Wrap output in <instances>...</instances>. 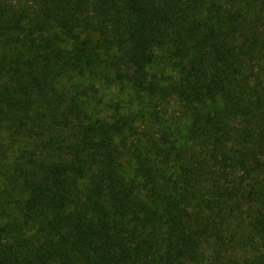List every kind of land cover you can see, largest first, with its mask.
Wrapping results in <instances>:
<instances>
[{"label":"trees","instance_id":"trees-1","mask_svg":"<svg viewBox=\"0 0 264 264\" xmlns=\"http://www.w3.org/2000/svg\"><path fill=\"white\" fill-rule=\"evenodd\" d=\"M0 264H264V0H0Z\"/></svg>","mask_w":264,"mask_h":264}]
</instances>
